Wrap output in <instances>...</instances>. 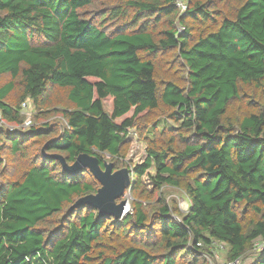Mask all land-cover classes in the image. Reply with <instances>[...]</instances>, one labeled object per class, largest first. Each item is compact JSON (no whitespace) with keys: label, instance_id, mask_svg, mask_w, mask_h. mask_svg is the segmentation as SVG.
<instances>
[{"label":"trees","instance_id":"trees-1","mask_svg":"<svg viewBox=\"0 0 264 264\" xmlns=\"http://www.w3.org/2000/svg\"><path fill=\"white\" fill-rule=\"evenodd\" d=\"M161 55L180 63L183 85L156 81ZM3 77L0 264H206L212 240L226 260L260 240L247 264H264V0H187L183 12L173 0H0ZM53 86L70 103L64 125H5L21 124V104L44 105ZM160 105L176 129H148L131 211L71 207L99 183L50 154L117 159ZM151 168L150 189L140 176ZM166 185L188 195L179 220L164 198L142 204Z\"/></svg>","mask_w":264,"mask_h":264},{"label":"rangeland","instance_id":"rangeland-1","mask_svg":"<svg viewBox=\"0 0 264 264\" xmlns=\"http://www.w3.org/2000/svg\"><path fill=\"white\" fill-rule=\"evenodd\" d=\"M185 4L187 5V0H183ZM174 3V1H173ZM175 6V4H174ZM176 7V6H175ZM181 29V27H179ZM171 55H161L158 59V63L156 65V81L158 83L163 82L165 80H171L178 84H184V75L185 72L182 70V67L180 66L179 62H174L170 58ZM8 79V77H3L0 79V84L5 82ZM10 94V98L7 100L9 102L15 103V95ZM255 97L257 99H260L258 93L255 94ZM251 98V97H250ZM248 101V99H246ZM254 100V99H253ZM243 103V104H242ZM264 103V100H263ZM240 104L246 106V101L243 102L240 101ZM252 104V103H251ZM254 104L258 105V102L255 101ZM70 103L66 100V90L64 88L55 87L49 89L47 92L46 98H45V104L36 106L33 105L30 101H28V106L25 109H21V113L23 116V120L28 122L30 124L25 129H28L32 126H39L43 123H59L60 125H64L65 120L61 116L62 110L66 109L69 106ZM108 105V103H107ZM253 105V104H252ZM257 107V106H256ZM167 107L165 105H160L157 109L154 111H151L148 116L141 119L137 124L130 129L127 140L125 141L124 147H123V153L121 157H118L117 159L111 158V156L107 153H101L103 159L105 161H110L115 164V167L121 168V167H128L131 169V180L132 178L135 179V173L133 172V168L135 165L141 164L145 158H146V148L149 144L148 136H151V131L148 129L150 127H154V125L157 122H160L158 125L161 127L163 123H166L170 125V127L173 129L176 127V123L173 122L171 119H169L166 115ZM229 115L234 116L235 111L237 109L230 108L229 109ZM130 115V114H129ZM23 122V121H22ZM7 127L14 126L16 127L19 124H5ZM176 129V128H175ZM167 130L169 133L168 136H170V133H174V130ZM155 132V131H154ZM165 134H161L158 136V140L162 141L166 139ZM169 141V140H168ZM170 142V141H169ZM154 169H148L144 174L140 176V180H142V186L144 185L147 188H152V181H151V175H153ZM144 198V197H143ZM159 198H164L165 201L170 204L171 215L179 220L181 217V214L185 213L189 208V198L184 190L183 186L179 187H173V186H162L152 198H150V201L145 200L142 202L144 206H151L152 204H155L156 200ZM121 199L126 200V206L125 211L119 216L121 218L124 213L131 211V204L133 201L138 200L137 194L133 193L131 189H126L123 193V195L116 199V202H118ZM145 199V198H144ZM176 209V210H175ZM248 216L245 217L247 219ZM220 247V246H219ZM261 247V241L256 240L253 241L250 248L247 250L246 255H244L240 259V264H247L252 258L257 257V251ZM211 248V247H210ZM219 257L221 259H225L224 257V251L222 249L218 250Z\"/></svg>","mask_w":264,"mask_h":264},{"label":"water","instance_id":"water-1","mask_svg":"<svg viewBox=\"0 0 264 264\" xmlns=\"http://www.w3.org/2000/svg\"><path fill=\"white\" fill-rule=\"evenodd\" d=\"M50 156L59 160L62 168L68 173L87 168L99 183L95 193L79 197L71 207L88 204L97 208L99 213H109L115 217L125 211L126 200L116 202V199L121 197L131 184L130 168L113 169V163L105 160L101 165L97 156L85 152L78 154L72 163H67L61 154Z\"/></svg>","mask_w":264,"mask_h":264},{"label":"built area","instance_id":"built-area-1","mask_svg":"<svg viewBox=\"0 0 264 264\" xmlns=\"http://www.w3.org/2000/svg\"><path fill=\"white\" fill-rule=\"evenodd\" d=\"M176 8L180 11L183 12L186 10L187 5L183 0H173ZM28 106V102L25 101L21 104V109H25ZM28 122L24 121L17 125L16 127L11 126L10 128H17L20 130H24L27 126H29ZM197 245H201L200 242L197 243ZM211 248L210 252H205L203 255L205 256L206 259V264H240V259L237 258L235 260H226V259H221L218 254V250L222 249L223 251L226 250V246L222 243H218L215 240H212L211 243ZM220 246V247H219Z\"/></svg>","mask_w":264,"mask_h":264}]
</instances>
